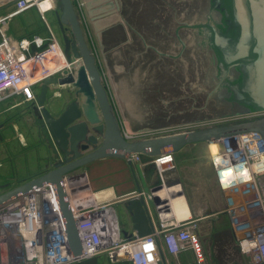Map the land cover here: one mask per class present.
Listing matches in <instances>:
<instances>
[{
  "label": "water",
  "instance_id": "water-1",
  "mask_svg": "<svg viewBox=\"0 0 264 264\" xmlns=\"http://www.w3.org/2000/svg\"><path fill=\"white\" fill-rule=\"evenodd\" d=\"M114 1V10L92 16L90 21L129 134L264 109V0ZM54 2L59 7L54 17L67 67L60 75L41 81L31 106L41 140L54 162L43 173L0 193V201L49 184L69 249L78 253L62 175L76 174L81 166L103 157L125 158L131 165L129 156L135 153L147 157L171 154L187 144L251 132L264 137V116L129 140L71 0ZM76 58L81 65L74 71L70 65ZM58 86L74 90L64 107L52 113L43 102L47 90ZM137 170L142 180L139 166ZM142 187L137 197L124 202L137 237L155 231L153 218L158 213L157 200L147 197L149 189L143 180ZM122 263L129 264L127 259ZM76 264H96V259ZM157 264H166L163 256Z\"/></svg>",
  "mask_w": 264,
  "mask_h": 264
},
{
  "label": "built area",
  "instance_id": "built-area-1",
  "mask_svg": "<svg viewBox=\"0 0 264 264\" xmlns=\"http://www.w3.org/2000/svg\"><path fill=\"white\" fill-rule=\"evenodd\" d=\"M42 1L14 0L4 19L35 8L44 21V13L53 10L55 2L49 0L48 8L40 10ZM71 2L79 19L82 2ZM45 27L44 38L18 40L0 29V100L17 95L22 101H34L32 87L47 77L60 75L67 67L57 37L46 23ZM123 134L129 139L128 134ZM206 143L217 186L230 196L225 211L237 247L251 264H264V137L251 132ZM141 156L131 154L129 160L139 164ZM155 162L160 172L174 168L171 154ZM79 176L84 175H62L61 186L75 223L80 251H70L55 192L49 184H42L0 201V264H76L99 252L107 253L111 261L116 257L120 262L127 259L129 264H157L164 249L169 253L199 249L195 225L186 226L185 221L166 216L167 203L157 213L161 236L154 231L119 244L112 242L115 234H109L112 228L108 209L90 200L93 193L85 176L84 182L78 181ZM113 229L117 231V225ZM118 250L123 252L118 254Z\"/></svg>",
  "mask_w": 264,
  "mask_h": 264
},
{
  "label": "crops",
  "instance_id": "crops-1",
  "mask_svg": "<svg viewBox=\"0 0 264 264\" xmlns=\"http://www.w3.org/2000/svg\"><path fill=\"white\" fill-rule=\"evenodd\" d=\"M3 1L5 0H0V3ZM80 1L82 2V10L89 18L92 17V15H98L106 12L104 10V7H106L104 0H100V5H97L98 0ZM8 8L10 7H7L6 9L8 10ZM33 9L39 16L37 10L35 8ZM24 11L12 17H17ZM5 20L6 19L4 18L2 20L0 19V28L3 29L4 32V27L6 25ZM47 26L49 27L48 24ZM7 36L16 40L20 38H27L23 35L19 37L11 35ZM96 46L98 49L100 60H103V62L105 63L97 39ZM68 101L69 98L67 97L63 99L62 106L64 107L65 103H67ZM201 143L202 142L187 144L177 152L171 153L174 165V168L171 170L165 169L162 172L158 171V168L156 166L157 162H155V160L163 155H157L154 157H147L142 155L139 164L131 163L130 165L127 160L125 161L124 159H121L119 157L111 156L95 159L81 166L74 172L83 174L85 176L89 190L92 193L95 192L93 196L97 199V201H101L96 203L104 204L107 209L113 212L116 219L117 231H115L112 242L119 244L126 239L137 237L136 231L132 228L129 215L124 208V202L139 195V192L137 190L138 187H141V192L143 191V180L144 186L149 189V194H147V197L152 196L157 200L156 209H158V212L162 210L161 205L163 203H167V200L158 197L157 189L165 186L166 189L169 190L172 187L179 186L174 194L178 196L183 195L189 210V215L181 219L174 216H171V218L185 221L184 223L186 226H200V230L195 231L199 240V249L186 248L180 250L177 253H169L164 249L163 258L166 264H251L249 258L241 253V251L236 246L237 244L234 231L232 235L228 233V231H225L224 228H221L222 230L218 231H207L205 229V226L209 222L210 217L213 216L214 213L216 214L215 208L217 209L219 207H222L221 210H223L224 207L226 208L230 196L229 193L222 191V201L216 198V200H212V197H210L205 184L206 175H210V179L212 182L216 183V180L213 168H210L211 164L209 160V153L206 152L205 156L206 168L204 177H202V172L197 167V164L194 163L193 158L194 150ZM160 163L161 162H159V164ZM137 166H139L140 171L142 172V180L139 176ZM32 177H34V175L23 178L22 180H20L21 182H19L18 185ZM167 205L169 204L167 203ZM117 209L121 213V222L118 216ZM215 218H217V216H215L211 220H215ZM153 227L155 232L158 233L159 236H161L162 232L159 229L158 215L157 217L153 218ZM210 239L225 241V243L221 244V247H216L208 242ZM233 240L234 243L232 242ZM233 244L236 247H233ZM122 252L123 251L119 250L118 254H121ZM103 253L105 252H99L96 255L92 256L95 257L96 264H104L103 259H101L100 256ZM113 262L116 264H123L120 261Z\"/></svg>",
  "mask_w": 264,
  "mask_h": 264
},
{
  "label": "rangeland",
  "instance_id": "rangeland-1",
  "mask_svg": "<svg viewBox=\"0 0 264 264\" xmlns=\"http://www.w3.org/2000/svg\"><path fill=\"white\" fill-rule=\"evenodd\" d=\"M12 1L13 0H5L0 3V19L4 18L12 10ZM97 3V5H100L101 1L98 0ZM104 3L106 6L104 7V10L106 12L114 10L116 8L114 0H104ZM7 7L10 8H8L7 10ZM54 10H57L59 12L58 3H56L53 10L44 13L45 20L43 21L35 13L33 8H29L21 15L17 17H10L5 20V33L7 35L15 37L23 35L27 38H30V36L32 37L36 35L42 38L47 35L45 27L46 23L49 25V28L57 37L60 46L62 47L61 38L54 17ZM78 21L85 43L95 57V62L101 76V81H103V84L107 90L110 102L113 106L114 113L118 118L121 130L123 133H126L130 136L129 140H138L182 131L207 128L211 126L234 123L264 116V109H262L129 134L111 82L106 63H104L103 60H100L99 58V53L96 46V36L90 18L85 15L84 11L82 10V14L79 15ZM62 26L66 28L64 34L66 35V37H68L67 25L63 24ZM39 88L40 83L32 87L35 95L39 91ZM73 90L74 89L71 88V86L50 87L45 94L43 102L44 106H49V109L52 113H57L61 108H63V99H65L66 97L70 99L72 97ZM32 103L33 101L27 102L20 100V97L17 95L0 100V185H6L0 188V193L17 186L18 183L21 182L20 180H22L23 178H27L32 175H34L35 177L43 173L46 170V166L47 168H50V165L52 164V162H54V158L50 153V149L47 147L45 142L41 140L39 125L36 124L35 118L32 113L28 111L31 109ZM54 103H56L57 106H51ZM206 152L208 153L207 144L205 142H202L194 150L193 156L194 163L197 164V167L202 172V177L205 176ZM121 159H124L126 161L125 158ZM205 184L210 197H212V200L220 199V201H222V191L219 189L216 183L211 181L209 174L206 175ZM165 193L166 192L164 191V189L158 190L157 192L158 197L163 198H165L166 196ZM169 199L171 206V196H169ZM221 209L222 207H219L217 209L215 208L216 214L214 213L213 216L210 217L209 222L205 226V229L207 231H218L222 230L221 228H224L225 231H228V233L233 235L229 217L225 211L226 208L224 207L223 210ZM117 212L121 222V213L120 211H118V209ZM215 216H217V218H215V220H211ZM199 230L200 226H196L195 231ZM208 242L216 247H221V244L225 243V241H217L214 239H210ZM232 242L234 243V240ZM236 246L233 244V247ZM100 256L101 259H103L104 264H116L108 258L107 253H103Z\"/></svg>",
  "mask_w": 264,
  "mask_h": 264
},
{
  "label": "bare ground",
  "instance_id": "bare-ground-1",
  "mask_svg": "<svg viewBox=\"0 0 264 264\" xmlns=\"http://www.w3.org/2000/svg\"><path fill=\"white\" fill-rule=\"evenodd\" d=\"M50 5V1L49 0H44L42 1L40 4H39V9L40 10H44L46 8H48V6ZM81 65V61L78 60V59H74L72 64L70 65V68L73 69L74 71H76L78 69V67ZM78 181H85V178L84 176H79L78 177ZM85 188H87L85 186ZM179 188V186H175V187H172L171 189H166L165 186H163L162 188L160 189H157V190H162L164 189V191L166 192L165 193V198L163 197H160L161 199H164V200H167V203L169 204V209L168 211L164 212L166 216H174V217H177V218H185L186 216L189 215V210H188V207H187V204H186V201L183 197V195L181 196H178L175 193V191H177V189ZM158 192V191H157ZM95 194V192L93 194L90 195V200L91 201H94V202H101V201H97V199L93 196ZM164 194V193H162ZM158 195V194H157ZM169 196H171L172 198V203H171V206H170V199H169ZM105 200V199H104ZM102 200V201H104ZM107 215L108 217H110V226L112 228L111 231H109V234H112L114 235L115 234V230L113 229V227L115 228V217H114V214L111 210H107ZM119 251V250H118ZM117 251V252H118ZM123 251V250H121Z\"/></svg>",
  "mask_w": 264,
  "mask_h": 264
},
{
  "label": "flooded vegetation",
  "instance_id": "flooded-vegetation-1",
  "mask_svg": "<svg viewBox=\"0 0 264 264\" xmlns=\"http://www.w3.org/2000/svg\"><path fill=\"white\" fill-rule=\"evenodd\" d=\"M32 106V105H31ZM28 111H30V113H32V115L34 116V118H35V122H36V116L34 115V113H33V111H32V109H30V110H28Z\"/></svg>",
  "mask_w": 264,
  "mask_h": 264
},
{
  "label": "trees",
  "instance_id": "trees-1",
  "mask_svg": "<svg viewBox=\"0 0 264 264\" xmlns=\"http://www.w3.org/2000/svg\"><path fill=\"white\" fill-rule=\"evenodd\" d=\"M72 5H73V3H72Z\"/></svg>",
  "mask_w": 264,
  "mask_h": 264
}]
</instances>
